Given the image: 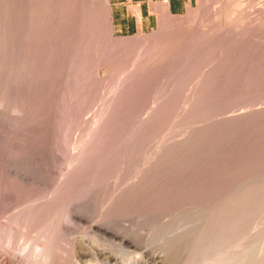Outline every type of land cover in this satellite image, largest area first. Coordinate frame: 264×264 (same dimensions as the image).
I'll list each match as a JSON object with an SVG mask.
<instances>
[{"label": "rangeland", "instance_id": "374dc122", "mask_svg": "<svg viewBox=\"0 0 264 264\" xmlns=\"http://www.w3.org/2000/svg\"><path fill=\"white\" fill-rule=\"evenodd\" d=\"M43 252L264 264V0L131 36L110 0H0V264Z\"/></svg>", "mask_w": 264, "mask_h": 264}, {"label": "crops", "instance_id": "0c3cea01", "mask_svg": "<svg viewBox=\"0 0 264 264\" xmlns=\"http://www.w3.org/2000/svg\"><path fill=\"white\" fill-rule=\"evenodd\" d=\"M198 0H110L115 34L131 36L158 28L168 16H183Z\"/></svg>", "mask_w": 264, "mask_h": 264}, {"label": "bare ground", "instance_id": "6f19581e", "mask_svg": "<svg viewBox=\"0 0 264 264\" xmlns=\"http://www.w3.org/2000/svg\"><path fill=\"white\" fill-rule=\"evenodd\" d=\"M118 45H119V44H118ZM77 219H78V218H77ZM79 219H80V218H79ZM104 231H105V230H104ZM105 232H106V231H105ZM112 235H113V234H112ZM121 240L125 242V241H126V238H125V237H121ZM128 242H129V241H128ZM126 243H127V242H126ZM41 253H42V252H41ZM42 255H43V257L40 258V260L37 259V260H38L37 263H38V262H40V263H45V262H46V263H47L48 260H47V258H46V253L44 254V252H43ZM38 264H39V263H38Z\"/></svg>", "mask_w": 264, "mask_h": 264}]
</instances>
